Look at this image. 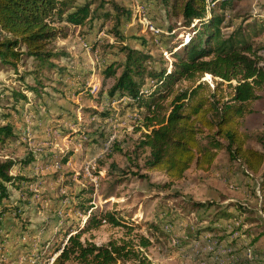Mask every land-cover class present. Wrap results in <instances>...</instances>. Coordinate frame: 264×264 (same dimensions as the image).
Masks as SVG:
<instances>
[{"label":"trees","instance_id":"1","mask_svg":"<svg viewBox=\"0 0 264 264\" xmlns=\"http://www.w3.org/2000/svg\"><path fill=\"white\" fill-rule=\"evenodd\" d=\"M240 1L141 0L147 10L156 12L162 4L168 17L182 19L186 37L171 39L174 46L166 48L168 62L160 60L156 65L144 49L124 45L118 48L121 62L118 64V59L103 68L104 77L114 79L106 100L124 99L134 117V132L139 133L134 149L145 154L144 169L161 171L169 182L184 179L192 167L209 172L220 151L225 152L229 161L238 162L247 176L258 174L264 165V152L247 147L253 136L241 129L242 119L252 114L251 106L261 99L264 88V46L259 42L264 26L253 21L245 27H235L226 36L221 32L225 9ZM217 9L221 14L216 13ZM109 18H115L116 32L121 21L129 23L131 13L108 0H0V63L15 70L24 57L31 58L36 62L35 75L53 71L62 77L69 72L56 64L60 54L54 42L66 39L70 28L88 34L96 31L97 38L105 25L113 21ZM173 29H169L170 36ZM118 69L121 72L117 76ZM205 75L211 77V85L202 80ZM37 81L39 85V77ZM182 83L187 84L183 89L179 88ZM30 89L37 92L36 88ZM99 116L104 120L111 113L103 111ZM8 118H0V147L16 140ZM103 129L97 127L90 142L105 141L108 137ZM68 158L63 156L59 164L65 165ZM34 162L32 155L20 163L0 162V218L8 212L17 213L12 204H4L10 189L30 197L28 189L33 178L26 170ZM43 164L52 166L53 162L47 158ZM261 186L260 213L264 217V184ZM190 205L191 210L208 212L211 208L204 203ZM233 207L241 215L239 206L228 204L211 219L204 220V226L199 227L198 222L196 227H190L181 246L199 243L200 236L208 233L212 235L213 249L202 254L197 251V259L203 258V263L217 260L223 264H264V250L256 248L259 236L241 232L240 225L234 226L237 218L230 211ZM161 213L146 226L149 237L133 234L138 227L124 222V218L105 214L103 220H96L90 214L86 226L68 238L53 264H154L144 250L154 246L160 237H169L165 227L175 223L170 210ZM203 218L199 217L200 223ZM106 222L124 229V235L102 245L81 241L85 232ZM248 250L252 258L247 256Z\"/></svg>","mask_w":264,"mask_h":264},{"label":"rangeland","instance_id":"2","mask_svg":"<svg viewBox=\"0 0 264 264\" xmlns=\"http://www.w3.org/2000/svg\"><path fill=\"white\" fill-rule=\"evenodd\" d=\"M108 1L120 9L130 10L131 20L128 24L121 21L117 25L118 31L113 32L115 18H109L113 21L105 25L97 38H94L98 34L96 31L88 34L79 28H70L66 39H57L54 47L60 54V60L56 64L69 73L62 77L53 71L35 75L36 62L25 57L15 70L0 63V118L9 116L8 123L13 127L16 138L14 143L0 147V162L20 163L32 155L40 165L32 167L33 184L28 189L30 197L10 189V197L4 204H12L17 213L8 212L3 216L2 229L11 231L12 235H7L13 239L19 237L22 226L29 230H44L48 237H52L50 225L60 220L63 232L54 245L60 248L66 235L86 226L90 214L96 220H103L105 214L124 218V222L138 227L133 234L149 237L146 226L155 221L157 214L168 209L175 221L170 226V236L160 237L162 239L144 252L154 264H201L196 254L198 244L181 246L184 235L198 222L199 227L205 225L200 224V216L205 217L204 222L228 204H236L241 215L234 207L230 208L237 218L234 226L240 225L241 232L259 236L256 248L264 250V217L260 213L264 165L258 174L247 176L238 162L229 161L225 152L220 151L209 172L192 167L184 179L177 182H169L161 171L144 169L145 154L134 149L139 137V133L134 132V117L125 107V100H106V92L114 79L105 78L102 71L109 62L118 59L116 62H121L118 48L124 45L144 49L156 65L160 60L168 62L170 57L166 48L174 46L172 38L182 39L186 29L182 26V19L168 17L162 4L156 12L144 10L138 13L135 0ZM216 13L221 14V10L217 9ZM145 20L152 22L160 33L152 35ZM253 21L264 26V0L235 3L225 9L222 35L226 36L235 27H245ZM170 28H174L171 36ZM259 42L264 46V36ZM120 72L118 69L117 76ZM205 79L212 84L211 77ZM93 85H96L94 94L90 87ZM185 86L187 84L182 83L179 88ZM30 88H36L37 94ZM100 92L102 96H99ZM260 95L261 99L251 106L252 114L242 119L241 129L253 136L248 139L247 147L264 152V88ZM103 111L110 112L111 117L101 119L99 114ZM97 127L104 128L108 138L92 143L90 139ZM110 138H113L112 142L105 151ZM85 142L89 143L86 145ZM63 156H69L68 161L65 165L59 164L58 168L43 164L47 158L53 164L59 163ZM95 156L98 159L92 176H85L83 164ZM191 202L204 203L211 208L208 212L191 210ZM124 233V229L106 222L85 232L81 241L102 245L110 239L122 237ZM200 248L201 254L204 253V245ZM249 258H252L251 254Z\"/></svg>","mask_w":264,"mask_h":264},{"label":"built area","instance_id":"3","mask_svg":"<svg viewBox=\"0 0 264 264\" xmlns=\"http://www.w3.org/2000/svg\"><path fill=\"white\" fill-rule=\"evenodd\" d=\"M137 8L138 13H140V11L143 12L142 7L138 6ZM145 25L152 35L156 36L160 33L159 30L152 24V22L145 20ZM166 58L168 59V57ZM168 61H170V59H168ZM90 87L91 93L94 94L96 91V85ZM112 139L113 138H110V140L107 142L105 151L107 148H109ZM97 159L98 157L95 156L94 158L87 159L86 162H84L83 171L85 176H92L91 172L96 167ZM35 161L37 162L38 159ZM58 166V162H55L52 165L53 168H58ZM0 222H2V218H0ZM25 228L26 227L23 226L20 228V235L16 239L9 238L7 233L10 235L11 233L4 231L2 228L0 229V234H2V237L0 238V264H53L57 256L60 254L61 248L64 246V244H66L68 238L75 233L72 232L66 235L60 249L56 250L54 245L57 240L61 239L59 238V234L62 231V222L60 220L55 221L50 225L49 230L53 233L52 237H48L44 230L40 229L31 231V229L29 230L26 228V230ZM165 231L170 233V226H166ZM211 242L206 247L208 251L213 249ZM250 254L251 252L248 250L247 256L249 257Z\"/></svg>","mask_w":264,"mask_h":264},{"label":"crops","instance_id":"4","mask_svg":"<svg viewBox=\"0 0 264 264\" xmlns=\"http://www.w3.org/2000/svg\"><path fill=\"white\" fill-rule=\"evenodd\" d=\"M139 0H135L134 2L136 3V8L138 7V6H140V7H142L143 8V11L145 10V11H147V8L146 7H144L141 3H139L138 2ZM133 8H135V6L133 7ZM21 131H22V129H20ZM38 162V161H37ZM36 161L34 162V163H32L31 165H29V167L27 168V172L29 171V173L28 174H30V177L32 178L33 177V168L32 167H38V166H40L38 163H37ZM15 169V168H14ZM15 172V171H14ZM14 174V173H13ZM14 223L15 222H11V224L12 225H14ZM202 223H205V221L204 222H202ZM202 223H200V224H202ZM16 225V224H15ZM10 233H12L11 231H9ZM213 240L212 239V235L211 234H208V233H204L203 235H201L200 236V238H199V243H196V244H198V247H199V249H197V251H199L200 252V250H201V248H200V246L202 245H206V246H208V244H210V242ZM205 246V247H206ZM205 250L206 251H208L207 250V248H204V252H205ZM197 251H196V254H197ZM201 253V252H200ZM222 254H224V253H222ZM199 255H201V254H199ZM203 259V258H202ZM201 258L200 259H197V260H199V262L201 263V264H223V263H221V262H217V260L216 261H211V262H206V263H203L201 260H202Z\"/></svg>","mask_w":264,"mask_h":264},{"label":"water","instance_id":"5","mask_svg":"<svg viewBox=\"0 0 264 264\" xmlns=\"http://www.w3.org/2000/svg\"><path fill=\"white\" fill-rule=\"evenodd\" d=\"M205 77H206V75H205L204 78L202 79L203 81H206Z\"/></svg>","mask_w":264,"mask_h":264}]
</instances>
